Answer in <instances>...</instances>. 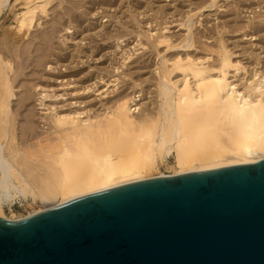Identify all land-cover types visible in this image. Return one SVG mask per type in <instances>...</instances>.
I'll return each mask as SVG.
<instances>
[{
    "label": "bare ground",
    "instance_id": "1",
    "mask_svg": "<svg viewBox=\"0 0 264 264\" xmlns=\"http://www.w3.org/2000/svg\"><path fill=\"white\" fill-rule=\"evenodd\" d=\"M10 1L0 0V15ZM25 1L26 11L17 18L15 30L10 32L8 29L0 38V218L20 221L44 211L38 208L25 217L13 215L9 218L6 208L19 199L32 197L45 203L60 197L57 204L60 206L131 183L249 165L264 159V60L257 53L250 52L251 66L235 61V53L224 41L217 52L214 50L215 54L214 51L205 56L192 54L199 41H195L197 36L190 23L199 13L189 16L186 22L177 20L178 26L188 27V35L179 44L174 40L177 45L173 36L166 33L172 23L165 18L162 20V16L168 14L167 8L161 7L154 17L152 15L153 21L149 19L145 23L130 13L129 19L133 21L130 19L125 29L133 22L141 29L142 22L149 27L141 32L143 35L137 32V45L123 53L119 65L113 67V74L106 70L109 75L104 77L95 71L77 70L79 64L76 61L81 59L85 47L78 45L72 52L67 47L57 48L55 40L57 37L63 39L62 42L77 40L80 33L77 27H82L84 17L95 16L106 25L109 21H104V9L105 14L101 11L93 14L94 7H110L111 10L129 0H80L87 12L83 11L85 14L79 16L74 14L78 9V2H74L67 19L74 27L67 28L63 16L59 21L54 20L57 26L54 24L35 38L32 31L41 27L38 15L48 17L49 8L56 0ZM216 1L208 0L210 5H215ZM203 2L196 10L208 7L207 1ZM143 12L146 11L138 14ZM153 24L159 28L162 26L161 30L157 29L156 33ZM94 26V22H88L89 31L94 30ZM105 27L103 25L99 32ZM71 28L78 33L73 34ZM61 31L66 33L62 35ZM105 33L99 34L102 41L115 39L119 42L117 48L128 34ZM29 36L35 39L33 43L39 40L33 44L34 51L31 49L32 52L26 54L30 56L24 58L21 51L20 55L15 50L14 53L12 49H18L14 44ZM91 38L93 36L88 38L90 42ZM84 41L85 37L80 38L81 44ZM91 43V56L102 52L100 47ZM162 48L166 53L186 49L188 54L176 55L177 51H174L176 56L167 59L164 56L157 68L159 71L156 70L159 76L154 85L155 97L144 106L142 98L151 94L144 75L151 69L149 63L153 60H143L138 55L142 61H139V67L136 66L137 73L131 71L130 61L141 51L142 54L149 51L152 56L163 57ZM52 56L56 57V67L51 65L49 70H56L60 64L66 67V72L69 71H55L57 75H52L55 81L61 80L58 88H64V92L71 90L67 99L66 93L58 94L56 87L43 83L45 79L50 81V77L42 78L43 84H40L37 82L41 76H30L38 81L29 88L26 85L28 80L21 78L31 65L35 63L32 67L42 68ZM148 57L150 59V54ZM80 61L84 63V60ZM36 69H31L34 70L32 74L37 75ZM25 77L29 79V76ZM125 78H129L128 81ZM129 81L132 82L128 84ZM16 83L26 91L27 88L40 90L41 113L29 108L33 99L30 90L17 98L15 89L19 87L16 88ZM172 154H175V167L169 172H161L160 168Z\"/></svg>",
    "mask_w": 264,
    "mask_h": 264
},
{
    "label": "water",
    "instance_id": "2",
    "mask_svg": "<svg viewBox=\"0 0 264 264\" xmlns=\"http://www.w3.org/2000/svg\"><path fill=\"white\" fill-rule=\"evenodd\" d=\"M0 264H264V159L0 218Z\"/></svg>",
    "mask_w": 264,
    "mask_h": 264
},
{
    "label": "rangeland",
    "instance_id": "3",
    "mask_svg": "<svg viewBox=\"0 0 264 264\" xmlns=\"http://www.w3.org/2000/svg\"><path fill=\"white\" fill-rule=\"evenodd\" d=\"M199 1L200 0H131V1L129 0V2L125 1L120 6L112 7L111 10H110V7L109 8L108 7L103 8L102 6H97V7L95 6L92 13L96 14L98 11L102 12L104 9V11L106 13V17H105L104 21H107V19H108L109 22L106 23V25H105L104 23H102L103 20L101 22V20L96 18L95 16L84 17V19L87 21L82 20V22H83V24L81 25L82 27H77V31L79 30L78 32H80L79 34H77L78 32L76 31L75 28H71V31L73 32V34L74 33L77 34L76 37L77 38L79 37V38L77 40H73V41L70 40L69 42H66V41L62 42L63 39L60 40V38L57 37L55 40L56 45H57L56 47L57 48H58V46L63 47V48L67 47L69 50H72V52H73V50L76 49V47L78 45H82L83 47L86 48V51L83 53V55H81V59L78 58L79 60L77 59V61H76V63L79 64L77 66V70H79V68H80V70H84L86 72L95 71V72L100 73L101 75L103 74V76L105 77V75L107 76L108 73L113 74V67L119 65L124 52L131 51L134 49L135 45H137L136 44L137 42H135V39H136L135 35H137L138 33L143 35V33H141V32L147 31L146 28L149 27V26L145 27L144 23L147 22V20L149 21V19L151 21H153L152 20L153 18H151L152 15L154 17L157 14L158 10L161 7H163V8H167L166 11H168L167 12L168 14L163 15L162 20H163V18H165L167 22L172 23L169 25L170 29L166 33H168L169 35H172L173 36V42L175 43L174 40H176V42L178 44L188 35V27L185 28V27L178 26L179 25L178 21L179 20H185V22H186V20L189 16H193L194 14L199 13L198 15L194 16L191 19V23H190L192 25L193 32H194L195 36H197V38H195V41L197 39H198L197 41H199L196 45L197 49L195 51H193L192 54H194V53L196 55L199 54L198 56H202V55L205 56V54L209 55L214 50L217 52V50L221 46V42L222 43L225 42L227 44V46L229 47V49L233 53H235V55L233 57V60L235 59V61L237 60V61H241L242 63H246V65H248V64L252 65L253 64V62H252L253 58L249 57L250 52L257 53L261 57V60H264V0H217L215 5H210V2H213V0H209L210 2H208V0H206L208 7L207 8L204 7V8L196 10L199 6V3L201 4V2H203L204 0H201V2H199ZM61 2H63V3H61ZM74 2L75 3L78 2L77 3L78 9L74 10V12H75L74 14H76V16H79V14L84 13L83 11H86L85 5L83 3H81L80 0H56L52 3V5L49 8L48 17L44 18L40 14L38 15V19H39V22L41 23V27H35V29L32 31L33 37L35 38L36 36L40 35L42 31H46L47 29L49 30L52 26H54V24H56V26H57V22L54 21L55 19L59 21L64 16V21L66 24L69 21H71V20H69V21L67 20V19H69L68 11H71L70 9H73L72 5L74 4ZM130 2H131V5H129ZM205 2H203V4ZM25 3H26L25 0H11L10 3L8 4V6L4 9L2 14L0 15V38L3 35V33L7 32L8 29H10V30H8L10 32L15 30V28L17 27V18L24 11H26V4ZM98 7L100 8V10ZM152 9H153V11H151ZM178 10H180V11H178ZM142 11H146L147 13L143 12V14H141V15H140V13L138 14V12L142 13ZM176 12H178V13H176ZM66 13H67V15H66ZM102 13H104V12H102ZM130 13L135 15L138 20L140 19L141 21L144 22V23L142 22V25H141L142 29L139 28L138 25L134 24V22L130 23L129 24L130 27H128L127 29L124 28L128 24V21H131V20L133 21V19H131V18H130L131 20L129 19ZM63 14H65V15H63ZM107 15H108V17H107ZM88 22H94L96 24V27L94 26V30L89 31L90 28L88 27ZM66 24H64V25L67 28H69L71 26V25H69V23L67 25ZM101 24H102V26H101ZM155 24H153V29L154 30L156 29L155 31L157 33L158 30H161L162 26H160V28L158 25H157V27H155L156 26ZM103 25L106 26L105 30L100 33L99 29H101L103 27ZM65 26H64V28H66ZM225 26H227V27H225ZM71 27H74V26H71ZM61 28H63V27H61ZM155 31H154V33H155ZM61 32H63V33H61L62 35L64 33H66L64 31H61ZM96 32L97 33L99 32V33L97 34ZM105 32L106 33L107 32L108 33H116L119 35L125 34V36L127 33L128 34H127V37L123 38V40H122L123 42L121 41L122 43L119 45L120 48H117L119 42L116 41L115 39H113L112 41L111 40L107 41V42L102 41L103 39H102V37L101 38L99 37V34L101 35V34H104ZM198 33H200V34L198 35ZM61 34L59 36H61ZM91 34H93V35H91ZM94 34H95V37H94ZM32 35H31V37H32ZM71 35L72 34H69L68 36H71ZM128 35H129V37H128ZM91 36H93V38H91V42L94 44V46L100 47V51L102 50V52H100L98 54L96 53L97 55L92 54L93 56H91V53H89L90 52L89 46H90L91 42H90V39H88V38H90ZM96 36H97V38H96ZM31 37L29 36L28 38H26L23 41L16 42V44H14V45H16V48H18V49H12V51L14 52V50H15L17 53H19V55L22 52L23 54H21V55L24 58H25V56H30V55H26V54H30L32 52V50L34 51L35 45H33V44H36L37 42H39V40H36V43H33V40L35 41V39L33 38V40H32ZM82 37L83 38L85 37V41H86V42L85 41L82 42L83 44L80 43V38H82ZM30 39L32 42L30 41ZM144 40L145 39H143V42L147 43ZM177 40H180V41H177ZM30 42H31L32 46H31ZM217 42H220V43L217 44ZM30 46H31V48L29 49ZM33 46H34V48H33ZM13 47H15V46H13ZM30 50H31V52H30ZM174 51L175 52L177 51L176 55H179L180 53H181L180 55H183V53H185V55L188 54V51L186 49H179V50H174ZM174 51H172L170 53H166L165 49L161 50L160 52L163 53L162 54L163 57L162 56L161 57L152 56L149 51H148V53L147 52L143 53L144 54L143 55L142 54L143 51H141L140 53L142 55L139 53H136V55H134V57H133L134 60L130 61L132 64L131 65V71L132 72L136 71V73H137V70H138L137 67H139V65H140L138 63H139V61H142L141 59L147 60V61H151V59L153 60V62L151 61L152 65L149 63V65L153 67V68L150 67L152 69V71H151V69H149L151 71V73L148 70L149 73H147L148 72L147 71L146 75H144V76H146L144 78L148 79V84H146V86H147V89L149 90V93H151V94H148L146 97L142 98V99H144L143 102H145L144 106H145V104L148 105L149 103H151V101H152L151 99L153 97H155L154 91H156V89H155L154 85H155L156 80H157L156 77L158 78V76H159L158 74H156L157 73L156 70L159 71V69H157V68H159L161 66L160 62L163 61L164 56L166 59L169 58V56L172 57L175 54ZM189 51H192V50H189ZM215 51H214V54L216 53ZM243 52H246V54H244L245 56L242 55ZM149 54H150V59L148 57ZM247 54H248V56H247ZM138 55H140L142 58ZM176 55H174V56H176ZM144 56L147 57V59ZM85 57H86V59H84ZM33 58H34V56H33ZM55 58H56L55 56L48 58L46 61L47 63H45V65L43 66L44 68L43 67L41 68L40 66H39L40 68H38L36 66V68H37L36 69V68L32 67L35 63L34 62H33L34 64L31 63L32 61L29 62L33 65H31V68L27 69L24 72V74L29 76V79L26 78L27 77L26 75H25L26 77L24 76L26 79H24V77L21 76V78L23 80H28V83L26 84L28 86V88H29V86L34 87L33 85H35L36 82L38 81V80L34 81L33 77L30 78V76L33 75V76H35V78H36V76L37 77L41 76V79H39V81L37 83L41 82L40 84H43V83L47 82V83H50L51 87H54V88L56 87L58 94H65V93L67 94L68 92L69 93L71 92L70 89H67L64 92V88H61V87L58 88L57 87V86H59V84H61V80L55 81V77L52 75H57L56 73H58V71L59 72H63V71L66 72L65 71L66 67L64 65L59 64V65H57L56 70H54V71L49 70V67L51 65L53 67H56ZM139 58H141V59H139ZM80 60H82V61L84 60V63L83 62L81 63ZM18 61L21 63L20 60H18ZM78 61H79V63H78ZM136 61H138L136 63L137 65L135 63H133ZM48 63H50V65ZM37 65H38V63H37ZM47 65H49V66L47 67ZM62 66H64V67H62ZM248 66H246V67H248ZM262 66H264V61H262ZM97 68H98V70H97ZM31 69H34V70L36 69L37 75L32 74V73H34L33 72L34 70L32 71ZM106 70L109 72L105 73V72H107ZM16 71H17V69H16ZM55 71H56V73H55ZM68 72L69 71H67L66 73H68ZM134 75H135V77H137L136 74H134ZM103 76H100V77L102 78ZM48 77H50L52 79H50V81L47 79H45L47 81L42 79V78H48ZM22 79H20V80H22ZM125 79H127L126 81H128L129 78H125ZM154 79H155V81H154ZM29 80H33V81L29 82ZM97 81L99 82V79ZM131 82L132 81H129L128 84ZM149 82H150L151 86H149ZM15 85H16V88H17V86L19 87L18 89H15V93H16V95H18L17 98L18 97L21 98L25 94V92L29 93L28 90H30L29 95H32L31 97L33 99H32V106H30L29 108L35 112L41 113L40 109H42V107H39V104L41 101L40 102L38 101V100H40L39 98L41 97V96H39L40 90H35L33 88H30V89L27 88V91H26V89L20 88V87H22V85L20 86L17 83ZM148 86H149V88H148ZM150 89H151V91H150ZM68 94L65 96L66 99H67V96L70 97V95H68ZM15 101H17V100H15ZM171 167H175V154H172L171 156L168 157V159L165 161V164H163L162 168H160V171L161 172L162 171L163 172H169ZM60 199H61L60 197H56L53 200H51L49 202H45V203L41 202L40 200L35 201L32 197L31 198L29 197L28 200L19 199L16 201V203L13 206L6 208V215L9 218H11L13 215H15V217L17 216L18 218L20 216L25 217L33 209L40 208V209H43L45 211L49 208H53V207L57 206Z\"/></svg>",
    "mask_w": 264,
    "mask_h": 264
}]
</instances>
